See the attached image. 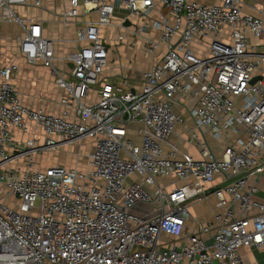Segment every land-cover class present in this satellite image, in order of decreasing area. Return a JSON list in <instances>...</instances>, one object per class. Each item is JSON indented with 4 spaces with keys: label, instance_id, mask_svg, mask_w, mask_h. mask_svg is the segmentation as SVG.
Returning a JSON list of instances; mask_svg holds the SVG:
<instances>
[{
    "label": "built area",
    "instance_id": "built-area-1",
    "mask_svg": "<svg viewBox=\"0 0 264 264\" xmlns=\"http://www.w3.org/2000/svg\"><path fill=\"white\" fill-rule=\"evenodd\" d=\"M64 1L61 16L81 22L76 38L85 43L58 57L42 24L15 13L28 0H0L24 29L20 53L66 91L59 114L28 107L13 82L18 64L0 62V264H261L241 249L264 248L255 180L264 174V51L250 50L247 34L264 37V19L245 12L243 0ZM117 10L125 12L118 25L143 39L146 53L166 47L138 89L102 79L112 52L102 30L116 24ZM131 16L140 22L126 25ZM199 37L211 38L202 55ZM176 104L219 153L207 139H196L201 158L174 144L165 153L182 121ZM14 128L29 136L18 139ZM72 144L80 146L74 166L37 164L39 153ZM210 195L212 222L201 221L192 208Z\"/></svg>",
    "mask_w": 264,
    "mask_h": 264
},
{
    "label": "crops",
    "instance_id": "crops-1",
    "mask_svg": "<svg viewBox=\"0 0 264 264\" xmlns=\"http://www.w3.org/2000/svg\"><path fill=\"white\" fill-rule=\"evenodd\" d=\"M35 1L36 0H28V3L26 4L28 7L29 5L31 7H34V9L25 8V4L14 5L13 9L15 13L25 19V23L29 24L32 21H39L42 24L44 34L56 40V55L58 57H62L70 52L78 50L80 46L85 43L84 41H78L76 38L77 29L81 25V22L72 19L64 21L61 16L66 5V2L64 0H40V5H35ZM198 1L205 3L220 2V0ZM243 9L245 12L261 16L264 19V0H243ZM18 10L20 11V13L18 12ZM7 12L8 11L5 9L0 10V18H3L0 23V62L2 64H18L19 69L14 76L13 82L18 88L21 94V99L25 105L36 109L43 108L45 111L53 114L61 113L63 105L60 103V99L66 95V91L60 88L55 83L54 76L48 67L44 66L40 61L37 64H29L25 57L20 53L19 39L24 34V32L22 33V35H18L16 37L13 36V27L10 23L7 22L14 21H9L7 19L9 18ZM116 15L117 16L114 18L116 25L112 26L116 27L118 33L114 37H112L110 31L111 26H109L103 28V36L108 40V42L111 43V41L115 42L120 33H124L125 39L123 41H117L115 44H111L112 51L113 47H120L119 51L125 55V59L123 60L121 58L119 60L120 64L113 67L114 70L111 71V74H107L105 72L106 69L110 68L111 64L115 62V60L111 58L112 52H110V60L108 63V67L102 74V79L121 80L122 84H124L126 87L138 89L142 85L143 71L148 69L153 63L160 60L161 55L166 47L164 46V49H159L157 53H160V56L158 59H154L157 53L154 54V57L150 56L153 54L146 53L144 51L143 39H135L133 36L130 35L128 31L118 25L120 23V16L124 15V10H117ZM90 16H94V14L88 15L87 17L89 18ZM3 22H6V24L2 25ZM131 22L138 23L140 22V19L138 17L131 16L130 24ZM228 31L229 29L227 27L223 28L222 39L228 40ZM247 34L250 39V50H258L259 52L264 51V37L257 38L251 32H248ZM150 35L157 36L158 33L156 31H153V33H150ZM210 42L211 38L208 37L197 38L194 42L195 51L198 54H204ZM139 51L144 52L145 58L140 64L142 68L140 70L137 69L133 71L131 67L133 63L132 58L133 55ZM56 64L58 67L64 68L65 70H68L70 66H72L71 63L59 59H57ZM20 75H23V78L25 79V81H27L25 87H22L17 83V79L18 77H20ZM96 88H98V86H96ZM95 93L96 89L91 91V94L94 95ZM174 109L177 113L182 115V121L177 123V126L169 139V143H166L165 145L166 154H172L170 153L171 144H174L178 147L180 151L188 152L194 158H201V153L198 148L196 139H207L215 150V152L219 153V148L216 147L218 145L217 141L211 136L210 133H204L203 130L197 126L194 118L190 115L189 111L185 106L176 104ZM136 125L137 124H135L134 127ZM14 132L18 139L27 138L29 136V133H22L19 129L14 128ZM86 147L87 145H84L83 149H85ZM83 149L81 150V152H83ZM85 163L86 161L81 162L80 160L81 166H84ZM38 164L41 166V168L49 167L42 166L39 161ZM55 164H62L67 167H71L74 166L76 162L73 165H67L62 162H54V164L52 165ZM255 180L260 189L257 197L263 198L264 174L259 175L255 178ZM215 202L216 197H214V195H210L205 201L194 206L192 208V211L201 221L212 222L213 213L215 211ZM246 249H260L264 252V248L243 247L241 251L245 255V258L246 254L243 251ZM246 260L248 263H261L255 258H252V260H248L246 258Z\"/></svg>",
    "mask_w": 264,
    "mask_h": 264
},
{
    "label": "rangeland",
    "instance_id": "rangeland-1",
    "mask_svg": "<svg viewBox=\"0 0 264 264\" xmlns=\"http://www.w3.org/2000/svg\"><path fill=\"white\" fill-rule=\"evenodd\" d=\"M25 8H33L34 7H31L29 5V7L27 5L24 6ZM18 12L20 13V11L18 10ZM8 15H9V12H7ZM125 13V12H124ZM21 15V14H20ZM116 15V14H115ZM117 16V15H116ZM7 23H10L13 27V36L16 37L18 35H22V33L24 32V29L22 28V26L18 23H14V22H7ZM3 24H6V22H3ZM113 25H116V24H113ZM110 31H111V35L112 37H114L118 31L116 29V27L114 26H111L110 28ZM112 44H115L116 43V40L115 42L111 41ZM160 49H164V44H161L160 45ZM120 50V47L119 46H116V47H113V51L111 53V58L115 60V62H113L111 64V67L110 68H107L106 69V73L107 74H111V71L114 70L113 67H115L116 65H119L120 62L119 60L122 58L123 60L125 59V55L119 51ZM151 57H154V55H150ZM160 56V53H157L156 56L154 57L155 58H159ZM145 58V55H144V52H136L134 55H133V58H132V69L133 71L134 70H140L142 67H141V63L143 61V59ZM143 66V64H142ZM143 71V70H142ZM17 83L20 85V86H24L25 87V84L27 83V81H25V79L23 78V75L20 77H18L17 79ZM28 87V86H26ZM79 145H76V144H72V145H66V146H62L58 149H55L54 151H44V153H39L38 155H36L35 157V160L38 164V161L42 164V166H51L52 164H54V162H62L64 164H74L75 162H77V153L79 152ZM90 151V147H87L85 149H83V158L80 159L81 162H85L86 161V156L88 154V152ZM39 159V160H38ZM8 202L12 203L15 207V209L18 208V203H19V200L18 199H9ZM17 207V208H16ZM148 209V204L144 203V204H141L140 207L138 209H134V210H137L140 212V210H147ZM245 254H246V258L248 260H252V258H255L257 259L258 261H260L262 264H264V252L261 251L260 249H253V250H244L243 251Z\"/></svg>",
    "mask_w": 264,
    "mask_h": 264
},
{
    "label": "water",
    "instance_id": "water-1",
    "mask_svg": "<svg viewBox=\"0 0 264 264\" xmlns=\"http://www.w3.org/2000/svg\"><path fill=\"white\" fill-rule=\"evenodd\" d=\"M125 24H126V25L130 24V21H129V20H126V21H125ZM262 77H263V76H261V75H257V76H255V77L252 79V83L256 82L258 79H260V78H262Z\"/></svg>",
    "mask_w": 264,
    "mask_h": 264
}]
</instances>
